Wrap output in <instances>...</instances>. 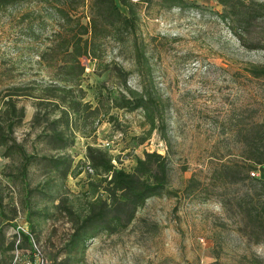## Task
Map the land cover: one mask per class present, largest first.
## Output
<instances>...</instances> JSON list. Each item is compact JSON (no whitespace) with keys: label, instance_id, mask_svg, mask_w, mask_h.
I'll list each match as a JSON object with an SVG mask.
<instances>
[{"label":"rangeland","instance_id":"374dc122","mask_svg":"<svg viewBox=\"0 0 264 264\" xmlns=\"http://www.w3.org/2000/svg\"><path fill=\"white\" fill-rule=\"evenodd\" d=\"M224 1H139L134 39L143 55L135 58L130 38L107 41L98 61L82 58V102L98 111L69 128L57 119L55 69L38 56L58 29L54 18L35 3L0 14V107L10 96L23 106L12 135L36 155L25 190L19 154L0 145V264L11 260L12 227L26 220L46 264H264V187L233 174L250 173L251 142L264 143V80L248 72L264 64V0H229L260 14L249 26L223 20ZM37 10L43 23L24 18ZM145 90L160 106L163 135L147 133L141 109L118 107L123 96ZM59 131L64 141L51 136ZM89 147L107 151L125 171L144 151L160 153L177 196H152L127 227L70 245L95 193L91 182L101 179L89 167ZM67 164L83 171L65 174Z\"/></svg>","mask_w":264,"mask_h":264},{"label":"trees","instance_id":"16d2710c","mask_svg":"<svg viewBox=\"0 0 264 264\" xmlns=\"http://www.w3.org/2000/svg\"><path fill=\"white\" fill-rule=\"evenodd\" d=\"M139 1L144 3L149 0H119L125 8L124 12L117 6L115 0H0V14L6 13L20 3H35L42 6L50 18H54L58 29L54 31L50 46L45 47L38 56L47 66L55 69L59 85H50V87L60 93V95L57 94L58 96L53 94L60 99V104L56 106L60 112L57 119L58 122L63 120L67 128L70 125L75 126L77 121L83 124L88 117L95 116L98 111L97 107L91 109L89 102H82L84 91L81 81L85 68L81 62L82 58L98 61L105 53L107 41L124 44L130 38L134 41L135 58L140 59L143 55L140 46L134 39L140 23L139 12L136 9ZM161 1L167 6H181L184 3L183 0ZM223 4L225 11L220 14L223 20H237L239 23L249 26L251 20L260 17V14L252 15L251 11H241L246 8L243 3H231L227 0ZM23 16L31 21L40 20L43 23L44 20L38 10L27 12ZM246 32L248 33V31ZM31 34L34 39V34L32 32ZM239 37L242 38V36ZM248 72L254 78L264 80V64L254 65L250 69L248 68ZM113 99L116 98L113 97ZM3 105H5V116L0 124V145L5 146L7 154L12 149L19 154L21 158L20 179L25 190H28V166L36 159V155L29 153L23 145L15 141L12 135L14 127L24 116V108L23 106L17 108V100H14L12 96L4 100ZM3 105L0 107V111L3 109ZM118 107L126 108L128 111L141 109L145 123L148 125L147 133L151 134L153 130H158L163 135L162 128H160L162 124L159 123H162L163 116H161L160 106L151 92L145 90L141 95L123 96ZM102 121L103 119L98 118L96 126L92 128L93 131ZM84 130H86L85 127ZM82 133L85 132L82 131ZM51 136L64 141L63 132H53ZM251 150V160L253 161L251 168H255L256 165H264V143L251 142ZM87 159L93 173L100 175L101 179L99 182H91V185L95 186V193L93 192V196L87 202L89 206L87 212L71 234L69 244L72 246L85 245L101 231L114 233L127 227L133 221L136 210L152 196H159L165 192L177 196L176 192L169 190V162L156 151H144L143 156H137V162L132 171H125L123 167H117L112 162L115 158L111 154L97 148H88ZM70 171L75 177L83 171V168L81 164H76L71 169V164H67L65 174ZM233 174L241 181L251 180L252 188L257 184L264 187V179L261 177H251L248 172L242 176H240V172L234 171ZM102 183L105 185L102 187L103 192H100L98 187ZM187 189L190 190L191 187L188 186ZM105 193L106 197H103ZM221 204L224 206L226 202L221 200ZM28 205L26 204V206ZM0 217H4L2 211ZM26 222L28 221L26 220ZM28 224L31 223L28 222ZM29 230L33 234V226ZM10 243L11 249H13L11 240ZM26 243L29 244V239L27 236H23V246Z\"/></svg>","mask_w":264,"mask_h":264},{"label":"built area","instance_id":"2783aa9c","mask_svg":"<svg viewBox=\"0 0 264 264\" xmlns=\"http://www.w3.org/2000/svg\"><path fill=\"white\" fill-rule=\"evenodd\" d=\"M250 176L264 179V165H256L250 171ZM10 240L13 243L11 260L9 264H46L41 251L38 250L33 234L29 230V224L25 221L23 224L16 223L11 230ZM23 236L29 239V247L23 246Z\"/></svg>","mask_w":264,"mask_h":264}]
</instances>
